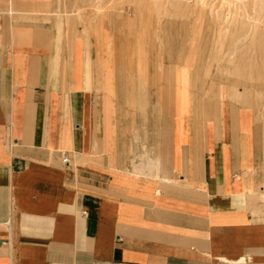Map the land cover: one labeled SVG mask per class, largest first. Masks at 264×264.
Returning a JSON list of instances; mask_svg holds the SVG:
<instances>
[{"label":"crops","instance_id":"obj_1","mask_svg":"<svg viewBox=\"0 0 264 264\" xmlns=\"http://www.w3.org/2000/svg\"><path fill=\"white\" fill-rule=\"evenodd\" d=\"M20 4L0 0V264H264V99L196 94L175 62L161 96L128 69L114 98Z\"/></svg>","mask_w":264,"mask_h":264},{"label":"rangeland","instance_id":"obj_2","mask_svg":"<svg viewBox=\"0 0 264 264\" xmlns=\"http://www.w3.org/2000/svg\"><path fill=\"white\" fill-rule=\"evenodd\" d=\"M13 1H31L34 11L58 19L61 44H79L86 72L101 66L114 98L128 85V69L134 96L141 86L150 98L161 96L173 74L164 65L175 62L185 65L196 94L242 90L264 99V0H4L6 13Z\"/></svg>","mask_w":264,"mask_h":264},{"label":"built area","instance_id":"obj_3","mask_svg":"<svg viewBox=\"0 0 264 264\" xmlns=\"http://www.w3.org/2000/svg\"><path fill=\"white\" fill-rule=\"evenodd\" d=\"M60 158H61L62 163H64V164L68 163L69 157H68V154L66 152L62 151L60 153ZM85 213H86V211L83 210L82 214H85Z\"/></svg>","mask_w":264,"mask_h":264}]
</instances>
